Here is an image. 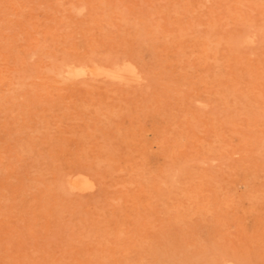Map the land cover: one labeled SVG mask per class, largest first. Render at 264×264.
I'll use <instances>...</instances> for the list:
<instances>
[{"label":"rangeland","instance_id":"obj_1","mask_svg":"<svg viewBox=\"0 0 264 264\" xmlns=\"http://www.w3.org/2000/svg\"><path fill=\"white\" fill-rule=\"evenodd\" d=\"M0 264H264V0H0Z\"/></svg>","mask_w":264,"mask_h":264},{"label":"bare ground","instance_id":"obj_2","mask_svg":"<svg viewBox=\"0 0 264 264\" xmlns=\"http://www.w3.org/2000/svg\"><path fill=\"white\" fill-rule=\"evenodd\" d=\"M89 64H91V63H89ZM89 64H87V65H89ZM93 64V63H92ZM96 64H98L99 65V63H96ZM86 65V64H85ZM84 65V66H85ZM101 65V64H100ZM109 65V64H108ZM70 66V65H69ZM76 67H77V65H75ZM94 66V65H93ZM103 66H106L105 64L103 65ZM102 66V67H103ZM111 66H113V65H111ZM65 67V66H64ZM79 67H82V66H79ZM89 67H90V65H89ZM95 67V66H94ZM109 67V66H108ZM84 68V67H83ZM135 66L133 67V65L131 64V63H122L121 64V66H120V64L119 65H116V67H112V68H107V69H100V68H91V69H89V72L91 73V74H99V73H102V74H105V75H107V76H105V77H111V79L112 78H114L115 80L117 79L118 81L119 80H121V81H126V80H131V79H133L135 76H136V71H135ZM62 69V68H61ZM61 69H60V71H61ZM63 69H66V68H63ZM62 69V70H63ZM86 69H88V68H86ZM84 70V72H86L85 71V69H83ZM67 71L68 72H70V73H80L81 71L79 70V69H76V68H73V67H68L67 66ZM62 73H64V72H62ZM60 74H61V72H60ZM64 74H66V73H64ZM87 74L89 75V73H88V70H87ZM57 75H59V73L57 74ZM68 75V74H67ZM67 75H65L66 77H67ZM87 75V76H88ZM62 76H64V75H62ZM61 76V77H62ZM68 76H70V75H68ZM92 75H89V78L91 77ZM99 77H100V75H99ZM120 81V82H121ZM138 82V81H137ZM84 174V173H83ZM74 175H76V174H74ZM80 176V175H79ZM79 176H76L77 178L79 177ZM69 177H70V175H69ZM77 178H74V179H72L71 178V180H69V184H70V187H72V189H73V187H74V190H76L75 188H77V191H79L78 189H80V191H81V188H82V190H84L83 189V187L85 186H87V185H84L83 183L85 182L84 180V182L81 180V178L80 179H77ZM70 179V178H69ZM65 180H68V177H67V179L65 178ZM83 182V183H82ZM87 182H89V181H87ZM85 184H88V183H85ZM69 187V188H70ZM87 188V187H86ZM71 189V190H72Z\"/></svg>","mask_w":264,"mask_h":264}]
</instances>
